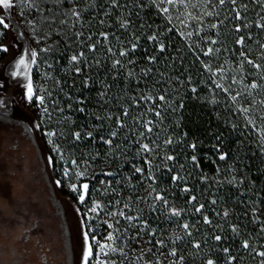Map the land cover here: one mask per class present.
<instances>
[{"label": "trees", "instance_id": "trees-1", "mask_svg": "<svg viewBox=\"0 0 264 264\" xmlns=\"http://www.w3.org/2000/svg\"><path fill=\"white\" fill-rule=\"evenodd\" d=\"M24 6L62 29L48 58L69 149L120 156L133 186L142 163L185 213L190 264H264V0Z\"/></svg>", "mask_w": 264, "mask_h": 264}, {"label": "rangeland", "instance_id": "rangeland-1", "mask_svg": "<svg viewBox=\"0 0 264 264\" xmlns=\"http://www.w3.org/2000/svg\"><path fill=\"white\" fill-rule=\"evenodd\" d=\"M24 4H0L8 24L0 25V264H83L89 245V264H190L185 213L146 178L142 163L133 186L120 156L69 149L62 119L70 110L52 92L60 81L48 58L62 29L36 22Z\"/></svg>", "mask_w": 264, "mask_h": 264}, {"label": "snow or ice", "instance_id": "snow-or-ice-1", "mask_svg": "<svg viewBox=\"0 0 264 264\" xmlns=\"http://www.w3.org/2000/svg\"><path fill=\"white\" fill-rule=\"evenodd\" d=\"M221 2H223V0H221ZM0 4L4 5L5 8L10 7L11 6V0H0ZM0 25H3V27H5V28L8 27V24L5 22L3 17H0ZM4 50L6 51L7 49H4ZM32 55L34 57L35 53H33ZM122 55H123V53H122ZM77 59L78 58L76 56L72 57L73 61H76ZM24 63L25 62H24L23 59H21L19 61L20 65H23ZM28 95H29V99H31V96H32V86H31V84L28 85ZM161 99H163V97H161ZM78 135L79 134H77V137H78ZM144 148H145V150H147L148 146L145 145ZM169 159H171V157H169ZM137 171H139V169H137ZM81 175H83V173H81ZM57 183H59V181ZM82 188L86 191L88 189V185L84 184V185H82ZM73 190L74 191L76 190V186L75 185L73 186ZM160 198L161 197H157V199H160ZM80 200H81V202H83V200H84V195L83 194L80 196ZM197 211H199V209H197ZM185 228H187V225H185ZM85 237L87 238V233H85ZM216 239L219 240L220 237H216ZM100 247L103 248L105 246L104 245H100ZM245 247H247V244H245ZM92 255H93L92 246L89 245L87 250L83 254V264H89V257L92 256ZM261 255H264V253H261ZM208 264H213V262L210 260V261H208Z\"/></svg>", "mask_w": 264, "mask_h": 264}]
</instances>
